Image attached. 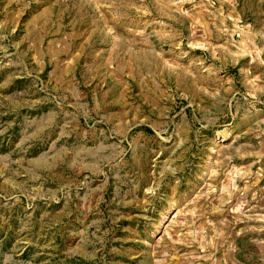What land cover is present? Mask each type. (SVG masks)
<instances>
[{"label":"rangeland","instance_id":"rangeland-1","mask_svg":"<svg viewBox=\"0 0 264 264\" xmlns=\"http://www.w3.org/2000/svg\"><path fill=\"white\" fill-rule=\"evenodd\" d=\"M0 264H264V0H0Z\"/></svg>","mask_w":264,"mask_h":264}]
</instances>
